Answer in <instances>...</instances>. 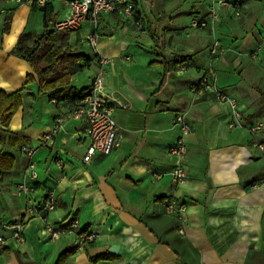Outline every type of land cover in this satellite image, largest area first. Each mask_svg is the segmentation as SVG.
Instances as JSON below:
<instances>
[{"label":"crops","instance_id":"crops-1","mask_svg":"<svg viewBox=\"0 0 264 264\" xmlns=\"http://www.w3.org/2000/svg\"><path fill=\"white\" fill-rule=\"evenodd\" d=\"M133 1L132 17L102 13L97 26L96 50L109 59L105 92L114 97L110 102L122 142L109 154L97 151L83 161L89 144L83 119L66 118L54 143L39 145L38 136L50 128L64 102L38 93L36 81L27 79L31 67L13 52L22 31L44 28L41 6L0 0V89L19 91L22 99L3 129L37 147L38 179L28 181L32 201L41 202L53 188L55 208L48 220L57 227L77 222L75 232L51 240L41 217L26 215L20 243L0 229L6 238L0 264H54L70 246L75 249L65 264H264V154L253 145L249 130L261 121L257 137L264 139V46L256 57L250 55L264 36V0H228L234 7L213 0ZM212 4L214 29L187 34L192 16L209 21ZM50 5L49 29L70 12L62 1ZM92 31L85 20L78 29L56 31V36L67 37L70 50L82 51L90 46L86 37ZM214 37L223 47L215 57L209 53ZM90 50L89 63L80 72L92 68L94 74L81 88L89 87L99 68ZM179 55L186 60L162 82L159 61ZM208 72L219 89L242 105V120L211 91L194 98L192 86ZM78 73L70 81L77 89ZM177 111L185 112L191 126L186 134L172 121ZM180 135L187 146L188 175L176 185L169 174L174 163L169 148ZM21 143L16 151L0 143L1 151L14 156L13 166L0 170V218L5 222L24 212L23 196L13 189L27 164ZM56 159L63 161L62 171ZM169 200L184 205L180 217L165 210ZM81 230L95 238L78 248ZM111 244L118 245L115 254L107 251ZM103 253L113 257L91 260Z\"/></svg>","mask_w":264,"mask_h":264},{"label":"built area","instance_id":"built-area-1","mask_svg":"<svg viewBox=\"0 0 264 264\" xmlns=\"http://www.w3.org/2000/svg\"><path fill=\"white\" fill-rule=\"evenodd\" d=\"M15 3H21L26 0H11ZM28 1V0H27ZM31 1V0H30ZM37 4L43 6L46 3L54 1L64 2L70 9V12L64 17L54 21L52 28L57 30H76L83 21L89 20L92 24L93 31L89 33L86 40L94 50V58L99 64V68L92 78V81L85 95L74 103H64L61 109L55 115L52 125L46 131L38 136V143L41 146H51L54 143L56 134L59 132L62 123L66 118L83 119L85 121L84 135L88 138L89 144L83 155V161H89L91 157L98 151L103 154H109L115 148L120 146L122 142V134L120 126L117 123L113 107L111 105L113 96L105 92L104 86V65L108 62V57L104 56L96 50L100 34L97 31L98 19L102 13H116L125 17H132L134 12L133 0H35ZM220 6L234 7L233 3L228 0H213ZM212 19L215 17V6L212 4L209 8ZM207 21L199 20L191 17L189 26L205 27ZM264 46V36L253 48L250 53L251 57H256L257 52ZM222 50V46L217 38H213L209 53L213 57L217 56ZM194 98H198L204 91H211L215 99L221 104H230L233 107L234 117L237 121L242 120L243 107L238 103L237 99L232 95L219 89L213 78V73L208 72L201 76L197 85L192 86ZM56 102L55 99L51 100ZM173 123L180 127L182 134H186L191 130L190 124L186 121V114L183 111L175 112ZM233 123H230L232 126ZM262 122L255 121L250 126V133L253 138V145L264 154V139L257 137V132L261 129ZM20 152L27 158V164L24 169L23 179L17 182L13 189L16 194L23 196V215L15 217L10 222H5L0 218V229L9 230L11 238L18 243L23 241V229L25 216L38 215L44 223V230L49 239H58L64 233L75 232L77 229L76 220L70 221L61 227L55 226L48 220V213L55 208L56 193L53 188L48 189L41 202H33L29 196L32 185L29 180H37L36 163L33 160L36 152V145L31 142H22L19 146ZM169 153L174 158V163L169 172L171 180L176 185L182 183L188 175L187 164V146L183 136L177 137L176 141L170 146ZM56 166L59 171L63 170L64 164L61 159H56ZM167 212H174L178 217L182 215L184 205L174 200H169L164 204ZM95 238L93 232L79 231L77 233L76 245L78 248L84 247L85 243ZM6 245V238L0 233V254Z\"/></svg>","mask_w":264,"mask_h":264},{"label":"trees","instance_id":"trees-1","mask_svg":"<svg viewBox=\"0 0 264 264\" xmlns=\"http://www.w3.org/2000/svg\"><path fill=\"white\" fill-rule=\"evenodd\" d=\"M35 4V0H31L30 5L32 8ZM50 4L48 2L41 6V10L44 13V28L39 32L22 31L13 47V52L24 59L31 67L32 71L27 74V79L28 81H36L38 93L46 95L49 100L55 99L57 103H74L85 95L88 88L77 89L71 86V77L80 72L89 63V57L83 51L70 50L67 37L58 40L56 30L48 28V15L51 12ZM185 60V56L182 55L176 56L171 60L161 59L159 62L164 69L162 82L168 72L175 69ZM154 62L156 61H150V63ZM21 101L19 91L6 93L0 89V143L15 146L21 142L29 141L26 137L3 129L8 126L12 115L21 105ZM13 164L14 156L0 150V170L2 172L6 171ZM156 199L163 201L167 197H158ZM74 249L75 246H70L60 252L54 264H65ZM112 257L108 253H103L92 257L91 260L96 261Z\"/></svg>","mask_w":264,"mask_h":264},{"label":"rangeland","instance_id":"rangeland-1","mask_svg":"<svg viewBox=\"0 0 264 264\" xmlns=\"http://www.w3.org/2000/svg\"><path fill=\"white\" fill-rule=\"evenodd\" d=\"M209 17H208V20L209 21H207V20H205V21H207V24H206V26L208 27V28H210V29H214V19H212L211 17H210V15H208ZM193 17V16H192ZM203 20V19H202ZM210 22V23H209ZM41 26H42V20H40V23H39V25H37V27H36V29L37 30H40L41 29ZM205 26V27H206ZM204 27V28H205ZM197 28H201V27H194L193 29L188 25V27H186V30L187 29H192V30H188V32H187V34H192V32H193V30L194 29H197ZM56 31H67V30H57V29H55ZM214 38H216V37H214ZM82 51L83 52H85L86 54H88V53H90L91 52V50H90V46L88 45V44H85L83 47H82ZM221 52H223V47H222V50H221ZM220 52V53H221ZM219 53V54H220ZM218 54V55H219ZM93 74H94V70L92 69V68H90V69H86V70H84V71H82V72H80V73H78L77 74V76L75 77V80H74V84L80 89L84 84H86V82H88V80H89V78H90V76H93ZM14 149V151H16L15 149H18V146L17 145H15V147H13Z\"/></svg>","mask_w":264,"mask_h":264},{"label":"water","instance_id":"water-1","mask_svg":"<svg viewBox=\"0 0 264 264\" xmlns=\"http://www.w3.org/2000/svg\"><path fill=\"white\" fill-rule=\"evenodd\" d=\"M117 249H118L117 244H111L107 251L109 253L115 254L117 252Z\"/></svg>","mask_w":264,"mask_h":264}]
</instances>
